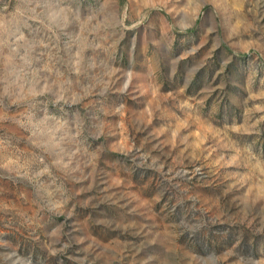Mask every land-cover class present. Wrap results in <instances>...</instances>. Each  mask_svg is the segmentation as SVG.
I'll use <instances>...</instances> for the list:
<instances>
[{"label":"rangeland","instance_id":"1","mask_svg":"<svg viewBox=\"0 0 264 264\" xmlns=\"http://www.w3.org/2000/svg\"><path fill=\"white\" fill-rule=\"evenodd\" d=\"M0 264H264V0H0Z\"/></svg>","mask_w":264,"mask_h":264}]
</instances>
